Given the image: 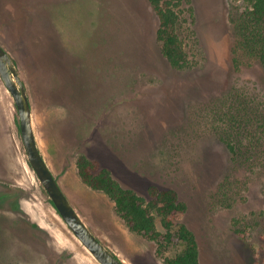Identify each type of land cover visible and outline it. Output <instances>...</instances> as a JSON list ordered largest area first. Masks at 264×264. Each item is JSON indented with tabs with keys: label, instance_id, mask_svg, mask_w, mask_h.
Segmentation results:
<instances>
[{
	"label": "rangeland",
	"instance_id": "1",
	"mask_svg": "<svg viewBox=\"0 0 264 264\" xmlns=\"http://www.w3.org/2000/svg\"><path fill=\"white\" fill-rule=\"evenodd\" d=\"M248 6L185 0L178 31L189 67L178 69L148 0H0V43L27 87L41 151L94 233L128 264H167L183 245L176 237L161 251L132 231L114 201L81 179L80 154L147 202L151 186L177 190L188 206L179 220L196 232L203 264H264V153L258 164L236 162L221 130L226 100L264 108V66L234 61L235 22ZM256 130L244 143H260ZM11 190L20 209L0 201V264H100L31 166L0 74V192Z\"/></svg>",
	"mask_w": 264,
	"mask_h": 264
},
{
	"label": "trees",
	"instance_id": "2",
	"mask_svg": "<svg viewBox=\"0 0 264 264\" xmlns=\"http://www.w3.org/2000/svg\"><path fill=\"white\" fill-rule=\"evenodd\" d=\"M158 20L156 36L162 43V52L174 68L189 67V58L185 44L178 31L181 6L185 0H148ZM249 6L236 20L238 39L235 47V64L240 63V55L258 61L264 66V0H248ZM254 99V98H253ZM259 113L254 100L239 99L236 102L226 100L224 109H220L224 118L223 140L233 154V159L241 163H259L254 157L256 152L264 153V108ZM251 125L257 128V141L244 143ZM262 142V144H261ZM262 147V148H261ZM78 173L91 188L104 192L114 201L116 210L128 227L139 234L159 240L163 251L178 238L183 247L167 264H203L202 251L196 232L183 220L181 215L187 211V204L180 200L173 188H149L152 197L149 202L134 188L125 186L108 167L99 168L98 162L80 154L77 159ZM16 190L0 192V201L17 199ZM17 201V200H16ZM17 201L15 208L20 209ZM156 213L161 217L166 229L164 235L157 228ZM163 238V240H162Z\"/></svg>",
	"mask_w": 264,
	"mask_h": 264
},
{
	"label": "water",
	"instance_id": "3",
	"mask_svg": "<svg viewBox=\"0 0 264 264\" xmlns=\"http://www.w3.org/2000/svg\"><path fill=\"white\" fill-rule=\"evenodd\" d=\"M0 74L19 114V129L28 160L47 190L51 202L74 235L100 264H128L91 229L61 186L38 143L31 100L15 61L0 43Z\"/></svg>",
	"mask_w": 264,
	"mask_h": 264
}]
</instances>
